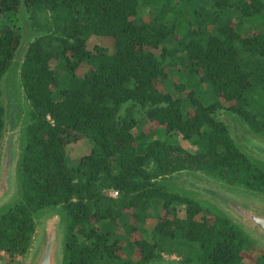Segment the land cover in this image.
Returning a JSON list of instances; mask_svg holds the SVG:
<instances>
[{"label": "trees", "instance_id": "1", "mask_svg": "<svg viewBox=\"0 0 264 264\" xmlns=\"http://www.w3.org/2000/svg\"><path fill=\"white\" fill-rule=\"evenodd\" d=\"M141 7L157 14L145 21ZM0 21V156L2 82L19 56L29 105L0 254L24 258L36 217L56 209L61 264H152L165 253L180 264H244V255L264 264V250L228 218L203 216L199 200L165 183L199 172L264 197V167L217 117L225 110L264 136V0H0ZM175 76L182 82L169 88ZM144 122L163 131H138ZM83 137L92 149L70 166L66 147Z\"/></svg>", "mask_w": 264, "mask_h": 264}, {"label": "rangeland", "instance_id": "2", "mask_svg": "<svg viewBox=\"0 0 264 264\" xmlns=\"http://www.w3.org/2000/svg\"><path fill=\"white\" fill-rule=\"evenodd\" d=\"M157 14V9L149 7H141L139 15L145 20L153 18ZM234 19V18H233ZM1 22V21H0ZM235 21H233L234 23ZM250 33H254L249 29ZM244 35L246 34L243 32ZM32 39V36L25 32L23 34V42L21 45V53L27 46V43ZM92 45H98L100 47H108L109 41L107 39L93 38ZM22 56L17 58L16 63L12 66L10 72L6 75L2 82V104L6 114V127L2 139V149L0 156V180L5 170L7 158L11 156L10 152H13L12 161L10 162V176H9V192L0 200V213L7 207L11 206L19 197L18 185L16 180V166L18 156L20 154L21 145V132L25 125L28 123L27 112L29 105L24 99L23 92L20 87L19 81V64ZM181 78L177 76L171 78L169 88H172L174 83H181ZM161 89H166L161 86ZM198 93L206 100H210L211 97L207 91H198ZM187 113L191 112L187 108ZM219 120L224 122L229 129V133L235 144L238 146L247 157L257 164L264 167V136L252 134L246 125H244L239 119L225 111H219L217 114ZM158 129L163 131L161 127H158L156 123L144 122L138 126V131L144 133H150ZM137 130L133 132L136 134ZM172 140L179 146L186 150H194L191 142L183 140L178 134L172 135ZM92 149L90 141L86 138H80L76 142L69 144L66 147L67 161L70 166L77 164L83 157L88 155ZM165 183L170 189L181 196H187L192 199L199 200L205 208L206 216L207 211L222 215L228 218L232 224L241 229L252 241L255 242L256 247L264 250V242L254 232H252L240 219L226 206L221 200L228 199L239 203L241 205L256 208L264 211V197L246 191L242 188L227 186L222 182L216 181L212 178L205 176L199 172H182L175 174L165 179ZM110 196V192H109ZM182 214V212H181ZM57 216V210H44L35 219V234L33 237L31 248L28 254L24 258L17 257L14 262H10L5 254H0V264H29L37 246L39 245L42 231L46 223ZM59 219V217H58ZM199 219V217H198ZM156 219H148L145 228L151 230L155 225ZM58 223V242H59V254L61 258L62 248V227ZM120 234V230H118ZM139 233L132 235V241L141 239ZM125 255V254H124ZM123 255V257H124ZM244 264H252V260L249 255H244ZM163 261L152 264H180V258L173 254H162Z\"/></svg>", "mask_w": 264, "mask_h": 264}, {"label": "water", "instance_id": "3", "mask_svg": "<svg viewBox=\"0 0 264 264\" xmlns=\"http://www.w3.org/2000/svg\"><path fill=\"white\" fill-rule=\"evenodd\" d=\"M7 158L5 170L0 180V200L4 198L10 188V162L12 161L13 152ZM231 211L254 232L264 242V211L256 208L247 207L228 199L221 200ZM58 217L49 220L41 234L39 245L29 264H61V258L58 251Z\"/></svg>", "mask_w": 264, "mask_h": 264}, {"label": "built area", "instance_id": "4", "mask_svg": "<svg viewBox=\"0 0 264 264\" xmlns=\"http://www.w3.org/2000/svg\"><path fill=\"white\" fill-rule=\"evenodd\" d=\"M110 196H111L112 198L117 197V192H116V191H111V192H110Z\"/></svg>", "mask_w": 264, "mask_h": 264}]
</instances>
